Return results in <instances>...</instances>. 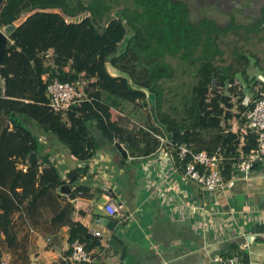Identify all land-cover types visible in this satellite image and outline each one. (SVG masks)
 Listing matches in <instances>:
<instances>
[{"label":"trees","instance_id":"1","mask_svg":"<svg viewBox=\"0 0 264 264\" xmlns=\"http://www.w3.org/2000/svg\"><path fill=\"white\" fill-rule=\"evenodd\" d=\"M26 14L31 16L9 36L1 68L0 257L9 254L10 264H30V255L38 251V236L47 238L65 226L70 229V243L79 241L86 250L95 246L91 232L74 221L75 200L86 188L64 198L60 188L66 182L51 153L44 154L46 146L26 125L28 121L52 134L73 158L87 162L107 143L106 137L113 140L118 134L120 124L111 120L110 110L124 112V103L131 102L146 111L138 119L147 122L140 125L145 128H140L141 134L131 129L119 136L131 156L154 154L160 147L155 134L173 142L168 151L177 167L182 145L195 152L214 153L221 148L223 177L230 181L252 149L238 152L232 146L239 134L229 124L234 117L230 109L234 98L241 114L249 105L243 104L246 94L237 83L241 68L216 63L221 51L218 41L224 38L216 24L195 21L181 0H4L0 30ZM234 29L239 39L249 35L245 26ZM168 36L170 42L194 46L197 58L211 57L199 60L190 73L183 71L192 82L183 80L186 93L178 100V95L173 97V103L166 95L174 69L169 55L160 52ZM46 74L48 83L57 79L83 87L92 100L55 113L43 81ZM250 82L249 87L258 84L264 89V82ZM148 95L154 98L151 106ZM33 153L38 162L31 165ZM20 163L26 172L19 169Z\"/></svg>","mask_w":264,"mask_h":264},{"label":"crops","instance_id":"2","mask_svg":"<svg viewBox=\"0 0 264 264\" xmlns=\"http://www.w3.org/2000/svg\"><path fill=\"white\" fill-rule=\"evenodd\" d=\"M260 2L264 4V0H241L237 7L245 14L246 8L254 5L264 9ZM261 22L264 17L255 24L260 26ZM262 29L264 25L259 28ZM245 68L253 70L254 66L250 69L247 64ZM242 71L245 73L241 70L238 74L242 77L240 82H263L258 78H264L262 71L256 69L253 76L249 71L243 76ZM256 88L250 87L253 94L246 95L245 106L255 96ZM233 114L229 124L236 132L244 118L239 111L238 116ZM110 116L120 124L113 141L122 146L127 157L106 137L107 143H102L93 159L81 162L56 138L52 141L47 134L40 136L46 146L44 154L51 153L57 166L67 165L62 179L71 193L79 187L86 188L75 200L74 221L91 234L97 231L104 236L95 237V246L86 250L91 260L82 264H218L219 257L236 254L246 261L264 264V163L254 165L246 173L235 170L236 176L231 174L226 189L208 193L184 175L168 149L150 156H131L119 136L131 129L141 134L140 128H145L127 110L111 109ZM236 117L239 120L234 122ZM232 146L238 152L247 148L237 140ZM71 171L79 172L73 181L68 177ZM109 201L117 206L121 203L124 210L110 216L104 209ZM105 219L116 223L115 230L104 225ZM69 231L65 226L47 238L38 236V251L30 255V264H62L71 253ZM10 259L9 254H3L0 262L10 264Z\"/></svg>","mask_w":264,"mask_h":264},{"label":"built area","instance_id":"3","mask_svg":"<svg viewBox=\"0 0 264 264\" xmlns=\"http://www.w3.org/2000/svg\"><path fill=\"white\" fill-rule=\"evenodd\" d=\"M50 56L51 53L48 57ZM43 81L49 97V106L55 113L67 112L76 104H80L85 100H92L83 87L78 88L75 84H63L57 79L48 83V74L43 76ZM241 117L246 122L244 125L237 127L236 132L239 134L237 140L252 149L245 158H242L243 162L236 166V170L246 173L254 165L264 163V89L256 88L255 96L250 101L248 110ZM155 137L160 142L158 152L164 153L168 146H173V142L168 138L161 135H155ZM178 158L181 168H184V175L200 185L205 192L214 193L227 188L229 182H226L223 177L222 162L224 157L221 148L214 153L208 151L195 152L188 146L182 145L178 149ZM19 169L23 172L27 171V167L22 163L19 164ZM232 175L236 176L233 172ZM104 209L110 216H116L122 211L113 201L107 202ZM92 235L97 238L104 237L102 232L97 231L93 232ZM70 249L71 253L64 260V264L90 262L89 254L81 242L71 243ZM217 262L218 264H255L246 261L237 254L230 258L219 257ZM0 264L8 263L2 261Z\"/></svg>","mask_w":264,"mask_h":264},{"label":"rangeland","instance_id":"4","mask_svg":"<svg viewBox=\"0 0 264 264\" xmlns=\"http://www.w3.org/2000/svg\"><path fill=\"white\" fill-rule=\"evenodd\" d=\"M190 13H191L192 17H195L192 10L190 11ZM84 17L85 16L77 18L76 21H80ZM197 17H199V16H197ZM192 19L193 18H191V20ZM197 19H199V18H197ZM159 33H160V31L157 32V34H159ZM221 33H223V31ZM225 33H226V30H225ZM244 33H246V31H244ZM245 36H247V37L244 40L241 39L236 44H230L229 38H221L222 41L221 40L218 41V44L220 46L219 49L221 51L219 53V56H217V60H216L217 62L216 63L223 65V66L234 65V67H236V68L240 67L241 70H246V68H245V66L247 65L246 61H249L248 65L250 67L251 60L254 59L255 63H254L253 70H247V72L249 71V74L254 75L252 73H254L257 69V70L262 71L263 75H264V29L259 30L257 32L256 36H254L253 38L251 35H248L247 33L245 34ZM221 37H224V36H221ZM231 39L234 40V38H231ZM164 41H165V43L162 44L160 52L161 53L162 52L167 53L169 55L167 57V59L169 60V62H171L170 64H172V67L174 69V77H173L172 82L169 85L170 86V88L168 89L169 93H168V96L166 95V97L169 98V96H172V97H170V99H171V102L173 103V100H174L176 95H178V98L177 99L175 98V99L178 100L179 96H181V94L186 93V91H185L186 89L182 90L183 89V87H182L183 83L185 82V83L190 84L192 82V78L190 77L189 73L194 70V67H193L194 64L196 65V63L199 60H210L211 57H210V55L208 57H205L203 54H201L200 55L201 57L197 58L196 55H194V52H195L194 46H191V45L185 46L183 42H181L180 44L172 42V41L170 42L169 36ZM235 46L237 48H234ZM181 48H182V51H180ZM188 48H191L192 52H189L187 50ZM173 53H176L177 56H174ZM257 59H258V64H257ZM188 62H192L193 65L189 66ZM182 63H183V66L181 67ZM167 65H169V63H167ZM256 65H257V67H256ZM251 68L252 67H250V69ZM185 69L189 73L184 75L183 71ZM183 80H184V82H183ZM238 82H239L238 86L241 87L240 90L245 91L246 95H248L250 97L251 94H253V91L250 90V87L247 88L248 84L245 82H240V81H238ZM1 85H2V83H1ZM256 87L261 88V86L258 84L256 85ZM79 88H80V86H79ZM254 88L255 87H253V89ZM173 92H174V94H173ZM148 97H149L148 98V104H149V106H151L154 103V98L151 95H148ZM233 103L234 104L230 110H232L233 113L237 114V116H238L239 110H238V104H237L236 98L233 99ZM124 108H125V110L129 111V113L131 115H134L133 119H137V122L139 125H143V126L146 125V123H147L146 121L140 120V119H138L139 117H137L139 114L146 112V111H144L142 108L136 107L131 102H125ZM236 120H239V118L236 117V119H234V122H236ZM26 125L30 127V129L35 133V135H38L40 137L43 134V130L38 125V123H36L34 121H28ZM31 125H32V128H31ZM47 135L50 138V140H52V141L55 140V137L52 134H47ZM241 143L242 142H239V144H241ZM67 157L71 158L69 152H67ZM66 167H67V165L58 166V169L60 170V173H61V177H62L64 169Z\"/></svg>","mask_w":264,"mask_h":264},{"label":"flooded vegetation","instance_id":"5","mask_svg":"<svg viewBox=\"0 0 264 264\" xmlns=\"http://www.w3.org/2000/svg\"><path fill=\"white\" fill-rule=\"evenodd\" d=\"M181 1H183L188 6L190 11L191 10L193 11V14L195 15V17L193 18L195 21H199L201 19H207L208 21L213 22L214 24L217 25V27L220 30L223 31L224 38H229L230 44H236L238 43V41L241 40L238 38V34L234 29V27H236L237 25H242L247 27L246 30H249V35H254V34L256 35L257 32L259 31V28L264 25V22H261L260 26H257L255 24V22H257L261 17H264V13H262V10L264 9L263 8L262 10L258 9L260 8L259 7L260 5L259 6L254 5L250 9L244 7L246 8L247 11L245 10L246 11L245 14H242L238 10L240 8L237 7V5L241 2V0H181ZM261 5L264 4L261 3ZM209 7L212 9L210 10ZM244 8H242L241 10H243ZM204 9L208 11H203ZM247 16H252V19H249V17ZM231 38H234V40H232ZM248 63L249 62H247V64ZM247 73L248 72L246 69L245 74Z\"/></svg>","mask_w":264,"mask_h":264},{"label":"water","instance_id":"6","mask_svg":"<svg viewBox=\"0 0 264 264\" xmlns=\"http://www.w3.org/2000/svg\"><path fill=\"white\" fill-rule=\"evenodd\" d=\"M3 1L4 0H0V6L2 5ZM30 16H31V14H26L18 22H15L14 24L5 27L3 30H0V80H1V75H2V71H1L2 64L5 60L6 51L9 47V44H10L9 36L15 31V29L17 27H19ZM254 63H255V60L252 59L251 63H250V67H253ZM258 78L264 82V78L261 75L258 76ZM109 141L111 144H113L120 151V153L124 157H127L126 151L122 148V146L120 144H117V143L115 144L114 141L111 139ZM29 162L31 165L38 162V157L35 153H33L29 156ZM77 175H79L78 171H71V172H69L68 177L70 178L71 181H73L75 179L74 177ZM60 192L64 195V198H66L67 195L71 194V190H70V187L68 185H63L60 188ZM118 206L121 208L122 211L124 210V207L122 206L121 203H118ZM103 223L105 226H107L108 229H110L112 231L115 230V228H116V223L112 220L105 219Z\"/></svg>","mask_w":264,"mask_h":264}]
</instances>
